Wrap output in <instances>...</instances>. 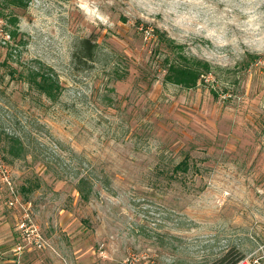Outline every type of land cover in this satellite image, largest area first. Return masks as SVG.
<instances>
[{"label": "rangeland", "instance_id": "1", "mask_svg": "<svg viewBox=\"0 0 264 264\" xmlns=\"http://www.w3.org/2000/svg\"><path fill=\"white\" fill-rule=\"evenodd\" d=\"M26 4L0 0V264H264V0ZM166 38L217 68L165 81Z\"/></svg>", "mask_w": 264, "mask_h": 264}, {"label": "trees", "instance_id": "2", "mask_svg": "<svg viewBox=\"0 0 264 264\" xmlns=\"http://www.w3.org/2000/svg\"><path fill=\"white\" fill-rule=\"evenodd\" d=\"M4 1L13 3L19 7H26L27 5V0ZM157 37L159 39L162 38L159 33H157ZM166 40L171 46V50H176L171 59H166L168 63L164 75L165 81L190 88L195 86L199 81H203L206 75L211 74L212 71L217 68L205 59L188 56L182 53L177 49L180 48V45L176 44L174 40L170 38H166ZM96 47L97 43L91 39L90 36L81 38L72 52L73 63L75 65L90 64V62L95 59ZM36 86L42 94L54 100L57 97V90L60 85L58 80L54 79L49 73H43L36 82ZM211 91L216 95V91L212 88ZM75 188L83 199H89L92 191V183L86 177H80L76 182ZM240 259H242V254L237 249L230 248L226 250L216 262L219 264H236Z\"/></svg>", "mask_w": 264, "mask_h": 264}]
</instances>
